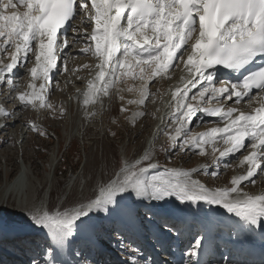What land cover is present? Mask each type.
Listing matches in <instances>:
<instances>
[{"label": "snow or ice", "instance_id": "6c2138e0", "mask_svg": "<svg viewBox=\"0 0 264 264\" xmlns=\"http://www.w3.org/2000/svg\"><path fill=\"white\" fill-rule=\"evenodd\" d=\"M77 17L79 24L73 23ZM81 41L83 46H79ZM71 49L94 57L96 63L69 68V62L75 59ZM66 52L62 67L69 76L66 83L72 82V76L82 80L78 75L82 69L89 72L82 92L85 116L95 117L94 106L99 104L102 109L104 97L125 101L123 93L127 91L135 93L136 98L126 103L140 109L133 113V126L137 118L149 115L143 110L147 102H155L150 84L170 79L172 70L180 69L183 74L171 89L172 110L167 113L171 123L160 117L161 125L171 129L165 133L169 144L161 151L170 158L171 153L207 155L210 148L213 160L211 165L189 169L165 166L149 176V169L160 167L153 162V145L133 161L122 157L118 169L104 183L94 185L93 197L84 200L72 197L75 183L55 204L25 193L18 198L11 192L7 197L0 195V212L8 210L11 199L19 214V220L0 222V235L6 230L19 240L15 245L19 251L27 255L34 247L31 234H45L40 259L32 255L27 264H67L61 255L81 228L95 227L90 224L92 213L102 211L111 217L121 212L129 218L134 213L140 215L128 206L133 195V204L175 198L189 210L197 205L194 216L203 212L206 204L223 208L236 218L214 220L210 211L203 212L200 231L182 264H200L193 258L210 238L213 226L220 223L229 224L230 240L236 237L231 243L240 251L253 244L257 235L264 242V192L250 194L241 187L264 178V0H0V120L4 121L0 127L18 118V108L45 109L53 118L66 114L65 107L57 109L48 99L52 74ZM22 63L29 74L24 90L14 77ZM221 69L229 70V79H217ZM55 87L60 89L59 82ZM76 92L80 94L81 89ZM228 102L236 106H228ZM242 103L248 110L238 107ZM8 104L13 107L8 108ZM90 106L93 110H88ZM128 110L121 105V112ZM152 115L155 117V113ZM204 116L217 118L222 126L193 132V122L202 121ZM24 123L40 131L33 121ZM162 130L158 125L157 134ZM237 153L242 157L238 166H246V172L234 175L230 187H208L194 178L201 172L216 178L221 162ZM151 211L148 207L143 216ZM159 229L164 234L180 230L179 224L166 215L159 218ZM118 243L126 254L120 264H160L134 242L123 244L121 239ZM261 249L258 264H264V243ZM161 250L167 249L161 245ZM229 264L257 262L233 256Z\"/></svg>", "mask_w": 264, "mask_h": 264}, {"label": "rangeland", "instance_id": "374dc122", "mask_svg": "<svg viewBox=\"0 0 264 264\" xmlns=\"http://www.w3.org/2000/svg\"><path fill=\"white\" fill-rule=\"evenodd\" d=\"M81 45L82 44L79 46ZM86 62L90 63V58L83 59L81 63L83 64ZM85 72L87 73L88 71L82 69L78 75L80 76L83 73L86 74ZM25 73V71H20L18 76L23 77ZM57 74L59 77V73ZM58 77L56 78L54 76L52 81H54V83H60L61 81ZM168 80L169 79H157L155 82L150 84L154 89L153 92L156 94V97L159 92L166 87L164 84ZM76 87L77 84L74 82L69 84V90L64 86L60 87L62 90H64L63 93L59 95V97L56 95V91L58 89L55 88L51 92L52 97H50V102L56 105L57 109H59L60 106H63L67 109L66 114L62 118H53V116L50 115L45 109L37 111L31 107L23 109L20 108V120L15 123V128L14 126H9L5 130L0 131V186H3L8 182V180L13 178L17 172H19V168L22 164V158H24L28 168L30 165H32L29 176H33V173H35L42 179L46 177L44 182H42L40 185L41 188L39 187L38 189V197L42 195L43 191L48 189L49 184L51 183L48 200L50 204H55L58 197H60V194L67 191L69 185L75 183L76 186L72 193V197L77 200H84L89 197H93V193L96 191L94 185L104 183L112 175L113 170L117 169L119 166L124 153L130 156L128 157L129 161L138 158L136 156L143 155L146 149V140L149 139L152 125L157 119V115L151 109V106L149 105V108L146 109L149 115L145 116L144 118H137L136 124L133 126V124L130 122L131 119L129 118V114L138 106H135V104L128 105L126 103L127 99H131V95L125 91L127 94L125 92L123 93L126 98L123 102L120 101L116 96H113L111 99L107 97L105 106L101 111L102 117L100 120H98L97 116L91 118V120H81V110H77V112L75 111L72 113V122L69 123L67 127H65V120L70 115L69 102L67 105H65L62 100L65 98L69 99L70 92ZM155 100H157V98ZM122 104L129 109L127 112L120 111ZM12 107V104H8V108L11 109ZM152 113H155L156 116L154 117ZM28 120L33 121L40 131H34L30 129L28 125L24 123V121ZM166 120L167 122L171 123L169 117H166L165 121ZM214 121L216 122V120H208L207 122L198 123V129H200L199 127L201 126L213 123ZM87 125H89L88 129L84 130ZM26 127L27 131L21 140L23 136L22 133ZM65 128L66 132L64 131ZM195 128L196 127H194L193 124L192 130ZM41 131L45 134H40ZM168 131H171V129L163 127V130L159 132L158 137L154 139L155 145H157L153 147V162L156 157H158L160 160L166 161V164H163L162 161H160L161 165L159 170H163L165 166L181 167V165H186L188 167L190 165L189 168H191L193 166L195 167L197 163L201 165H203V163H207V165L212 164L213 156L210 155L211 150H208L209 154L207 155H200L198 153L193 154L192 152H185L181 154L171 153L169 158V155L161 151L162 146H167L169 144L168 137L165 134ZM112 133H116V135L113 136ZM5 135H8L9 137ZM133 147H135V149H132ZM53 152L56 154L54 159L56 162H53L54 167H52L53 163L52 165L50 164ZM239 156L240 154L237 153L236 156H233L229 162L222 161L219 175L216 178L205 175L201 172L205 184H209V186L212 188L220 187L222 185L224 186V182L229 181L230 177L236 171L235 161ZM225 164H231L232 167L225 168ZM25 168V166L22 167L21 172L25 171ZM156 170L159 171L158 169ZM194 176L197 177L195 174ZM221 177L225 180L221 179ZM85 178H87L86 182L81 183V181H85ZM241 187L245 191H259L258 189L264 187V178H257V183L255 185L249 184V186H244L242 184ZM149 202L150 201H144L143 203L140 202L143 205L142 211L145 213L148 212V207L152 208L154 206ZM174 210L175 209L170 206L167 207V212ZM153 211L155 212L154 214H157L156 210L154 209L149 212L147 216L154 215ZM94 214L99 219H102V221H104V223L107 225L104 227L106 229L102 231L100 230V232L97 234L99 235L100 233L102 240L109 242L110 250H113L111 251V254L113 255L110 256V254H108L105 249L100 251L105 252L107 255L100 254V252H97L96 254V252H94L96 251L95 246L89 245V248L86 247L87 243L84 241L86 239L82 238L78 244H74L73 249L77 251V254L73 264H78V262L79 264H120V260L123 259L126 254L123 253L122 245L118 243V241L122 239L123 244H130L131 240L134 242V245H137L135 239L127 237V232L125 231V233L123 230L118 229L105 213L100 211L94 212ZM91 216L94 217V215ZM143 218L146 219V216H143ZM155 218L157 221H159L160 217L158 216ZM5 220H19L18 210L13 206L11 199L8 202V210L0 212V222H4ZM144 223L147 224L145 220ZM87 229V227L86 229L81 228V230L77 233L85 234ZM87 232H89V230ZM4 234V238H0V243L12 245L14 247L13 250L17 249L19 254L15 256L13 253H0V262H3V264H14V262L15 264H27L28 258L32 255H35L38 260L40 259V252L46 241H35L33 251H30L27 253V255H25L19 251L18 247L15 246L19 243L18 239H15L8 232H5ZM35 236L36 232H33L31 234V238H35ZM38 241L43 243L41 247L36 244ZM88 250H91V252L89 253ZM62 254L63 259L66 261L67 251L64 250ZM17 257L22 259V261H18ZM104 257L106 258L103 259ZM228 259L229 258L227 257V260ZM227 260L224 261L226 262Z\"/></svg>", "mask_w": 264, "mask_h": 264}, {"label": "bare ground", "instance_id": "6f19581e", "mask_svg": "<svg viewBox=\"0 0 264 264\" xmlns=\"http://www.w3.org/2000/svg\"><path fill=\"white\" fill-rule=\"evenodd\" d=\"M73 23H76V24H79L80 23V19H79V17H77V19L75 20V21H73ZM86 26V25H85ZM90 30V29H89ZM69 38H71V35L69 36ZM81 46H83V41H81ZM79 47V46H78ZM71 51V54H72V56H74L75 57V59L74 60H72V61H70L69 62V64H68V67L69 68H71V67H73V66H75V65H77V64H82L81 62L83 61V59H85V58H90V63L89 64H95L96 63V60H95V58L94 57H91V56H89V55H84V54H82V53H79L78 51H76V49H71L70 50ZM68 53L66 52V53H63L62 54V56H61V62L58 64V70H56V71H54L53 72V74H52V78L55 76L56 78L58 77L57 75V73H59V77L58 78H60V87H65V88H67L68 89V87H69V84H71V83H66L67 82V80L69 79V76H68V74L67 73H65L63 70H62V67H63V57L64 56H66ZM78 58H80V59H78ZM78 61H79V63H78ZM31 65H32V61L31 60H29V62H28V66L29 67H31ZM20 71H25L26 73H25V75L23 76V77H21V76H18V73L20 72ZM86 73V72H85ZM183 73H182V71L180 70V69H174V70H172V76H171V79H169L168 81H166L165 82V84H164V86H166L164 89H162L160 92H159V94L157 95V100H155V102H153L151 99L147 102V104H146V108H144L143 110H146V109H148L149 108V105L151 106V109L156 113V115H157V119L155 120V122H154V124L152 125V128H151V133H150V136H149V139L148 140H146V145H145V148L146 149H148L150 146H153L154 145V147L157 145H155V142H154V139H156L157 137H158V134H157V126L158 125H160L161 126V128L163 129V125H161V120H160V117L161 116H163L164 117V120L166 119V117H168L167 116V113L168 112H170L172 109L169 107V104H170V102H171V89L172 88H174L177 84H178V82H179V80H180V77H181V75H182ZM83 79L82 80H77L76 78H75V76H72L71 77V80H72V82H74V83H76L77 84V87H76V89H81V93L80 94H77V92H76V89H73L71 92H70V94H69V99H64V100H62L63 101V103L65 104V105H67L68 104V102H69V112H70V115L66 118V120H65V127H67L68 125H69V123H71L72 122V113L73 112H77V110H81L80 112H81V120H84V119H90L91 120V118H93V117H86L85 116V107H84V105H83V95H82V92H83V90L85 89V87H86V81H87V79L88 78H90V76H89V72H87L86 74H81L80 75ZM14 77H15V79L18 81V83H19V86H20V90H24L25 88H26V86H27V82H28V80H29V74H28V72L24 69V67H23V63H22V66L21 67H19V68H17L16 70H15V73H14ZM39 83V82H38ZM57 82H55L54 83V81H52V84H53V88H52V90L53 89H55L56 87H55V84H56ZM129 83H132L131 81H129ZM57 89V88H56ZM52 90H51V92H52ZM64 90V89H63ZM63 90H61V88L60 89H58L57 91H56V95H58V97H59V95L61 94V93H63ZM69 90V89H68ZM150 90L153 92V87H152V85H150ZM3 91L4 92H6L7 91V89H6V87L3 89ZM51 92H50V94H49V96H48V99H49V101H51L50 100V97H52L51 96ZM126 93V92H125ZM154 93V92H153ZM127 94V93H126ZM125 94V95H126ZM130 95H131V99H134V98H136V94L135 93H130ZM253 95H255V94H253ZM129 96V95H128ZM128 96H126V97H128ZM129 98V97H128ZM53 99V98H52ZM106 100H107V97H104L103 98V107L105 106V102H106ZM134 105V104H133ZM136 106V105H135ZM228 106H236V105H234V104H232L231 102H228ZM238 107H240V108H242V109H244V110H248L247 109V107H246V105L244 104V103H242L241 105H239ZM103 109V108H102ZM102 109H101V107H100V105L99 104H97V105H95L94 106V110L96 111V116H97V118H98V120H100L101 119V111H102ZM157 109H159V111L157 112L156 110ZM88 110H93V108L90 106L89 107V109ZM137 110H140L138 107H136L135 109H133L132 110V112L129 114V118L131 119L132 118V116H133V113H135ZM147 111V110H146ZM17 112L19 113V116H18V118L16 119V120H10V121H8V123H7V126L6 127H0V131L2 130H5L6 128H8L9 126L10 127H13L14 125H15V123L17 122V121H19L20 120V108H18L17 109ZM155 115V116H156ZM199 115V114H198ZM144 118V117H143ZM140 119V118H139ZM208 120H216V122L214 121L213 123H209V124H206V125H203V126H201V127H199L200 129H198V126H197V124L198 123H201V122H207ZM21 122H23V121H21ZM166 122H167V120H166ZM80 123V122H79ZM169 123V122H168ZM4 124V121L3 120H0V126H2ZM193 124H194V127H196L194 130H193V132H197V133H199V132H203V131H206L208 128H210V127H212V126H216V125H220V126H222V122H220L217 118H215V117H207V116H204L203 117V119H202V121L201 120H197V121H194L193 122ZM16 126V125H15ZM15 126H14V128H15ZM24 126V125H23ZM88 126L89 125H87L86 127H85V129L84 130H86V129H88ZM77 127H78V124H77ZM22 128V127H21ZM75 128V127H74ZM12 129V128H11ZM10 129V130H11ZM21 130H23V129H21ZM20 130V131H21ZM26 131H27V127L25 128V130L23 131V136H22V138H21V140L23 139V137H24V134L26 133ZM65 132H66V128H65V130H64ZM160 132V131H159ZM74 133V132H73ZM11 134V133H10ZM5 136H7V137H9L8 135H5ZM16 138H17V136H16ZM25 142V141H24ZM22 144V143H21ZM126 145V144H125ZM220 147L221 148H223L224 146L221 144L220 145ZM125 148V147H124ZM144 148V147H143ZM132 149H135V147H133ZM138 149V148H137ZM208 150H210V149H208ZM207 150V151H208ZM208 154H209V152H208ZM8 155V154H7ZM211 155V154H210ZM210 155H208V156H210ZM22 156V155H21ZM23 157V156H22ZM55 157H56V154L53 152L52 153V156H51V165H52V163L54 162V159H55ZM123 157H126L127 159H128V157H130V156H128L126 153H124L123 154ZM233 156H230V157H228V158H226L224 161H226V162H229L230 161V159L232 158ZM240 158H242L241 157V155L238 157V159L235 161V163H236V165H235V169H236V171L234 172V174L230 177V179H229V181H226V182H224V186L222 185V186H220V187H230L231 186V184H230V180H231V178L234 176V175H239V174H244L246 171V166H243V167H239L238 165H239V159ZM209 159V158H208ZM22 161H23V163L25 164V171H23V172H21L22 170V165H21V167H20V170H19V172H17L14 176H13V178H11L10 180H8V182L7 183H5L3 186H0V195H3V196H5V197H7L8 196V194L11 192V193H13V195L14 196H16L17 198L19 197V195L21 194V193H25V194H27V195H30V196H32V197H38V189H39V187H40V185L42 184V182H44V180H45V178L44 179H42L41 177H39L37 174H35V173H33V176L31 175V176H29L30 174H29V172H30V170H31V167H32V165H30L29 166V168H28V166L26 165V163H25V159L24 158H22ZM210 164V163H209ZM201 164H198L197 163V165H195V167H198V166H200ZM170 166V165H169ZM119 167V166H118ZM118 167H117V169H118ZM174 167V166H173ZM194 167V166H193ZM176 168H183V169H189V167H187L186 165H181V167H177L176 166ZM192 168V167H191ZM157 170L156 169H149V171H148V175L149 176H151V175H153V174H155V172H156ZM203 173V172H202ZM31 174H32V171H31ZM197 177L198 176H201V177H203V175L201 174V173H198V174H195ZM48 177H49V175H48ZM219 178H220V176H219ZM221 179H224V178H222L221 177ZM201 180V179H200ZM220 180V179H219ZM225 180V179H224ZM216 181V180H215ZM51 182H52V180H51ZM206 182H208V181H206ZM49 184V183H48ZM208 184V183H207ZM209 185V184H208ZM244 186H249V184L248 183H244L243 184ZM50 186H51V183L49 184V187H48V189H46L45 191H43V193H42V195H40V197H45L47 200H48V197H49V190H50ZM53 186V185H52ZM41 188V187H40ZM259 191H252L251 192V194H256V193H261V190H263L264 191V187H262V188H260V189H258ZM40 192V191H39ZM134 196V195H133ZM10 200V199H9ZM49 201V200H48ZM9 202V201H8ZM11 202V201H10ZM129 202V201H128ZM127 202V203H128ZM17 203H19V199H17ZM149 203H151L152 205H154L153 207H152V210H156V212H157V214H154L155 212L153 211V214L155 215V217H161V216H163V215H168L170 212H167V207L168 206H170V207H172V208H174L175 210H179L180 211V213L182 214V215H184L185 214V212H183V209L181 208V206L179 205V202H177V201H175L173 198H168V200L166 201V202H163V201H150ZM10 207V206H9ZM175 207H177V208H175ZM198 208V206L197 205H192V207L191 208ZM215 207L216 206H211V208L209 209V211H213V209H215ZM17 209V208H16ZM18 210V209H17ZM206 212H208L207 210H206ZM224 213V212H223ZM91 215H93V214H91ZM229 217H232V219H234V217H233V215L232 214H227ZM153 216V215H152ZM94 217H96V216H94ZM169 217V216H168ZM171 218V221L172 222H174V223H178V221L177 220H174L172 217H170ZM154 219H156V218H154ZM95 222L94 221H92V222H90V224L91 225H93ZM195 224V222L194 221H190V230H189V232L186 234V235H184L183 237H184V239L185 240H188L189 238H190V236L191 235H193V233L195 232V230H196V224ZM182 225V224H181ZM144 226L146 227L147 226V224H144ZM179 227H181V226H179ZM91 228V230L93 231V229H94V227H90ZM103 229H106V228H103ZM124 232V231H123ZM126 233V232H125ZM126 235H127V237H129V238H133V239H135V241H136V244L138 245V246H140L141 248L143 247V251H144V253H146V255H151V254H149V251L150 250H148L147 248H145L144 247V244L143 243H141L139 240H137L133 235H130V234H128V233H126ZM189 237V238H188ZM16 239V238H15ZM156 247V246H155ZM232 253L233 252H230V251H222V253H221V255H220V257H221V262L220 263H218V264H229L228 262L231 260V258L233 257V256H235L236 258H237V256H236V254L234 253V255H232ZM100 254H103V255H107L105 252H102V251H100ZM160 256H162V258H166L167 256H163V255H161V252H159V253H157L155 256H154V258L156 259V260H160L159 259V257ZM227 257L229 258L228 260H227ZM174 258H176V260H178L177 262H174L173 261V259ZM188 259V255H185V254H181L180 252H178L176 255H174V256H172L171 255V259H170V264H182V260H187ZM238 259V258H237ZM224 260H227L226 262L224 261ZM161 261V260H160ZM159 261V262H160ZM163 261V260H162ZM173 261V262H172ZM165 262V261H164ZM207 262V261H206ZM211 262V261H210ZM161 264V263H160ZM212 264H215V263H212ZM258 264V263H257Z\"/></svg>", "mask_w": 264, "mask_h": 264}]
</instances>
